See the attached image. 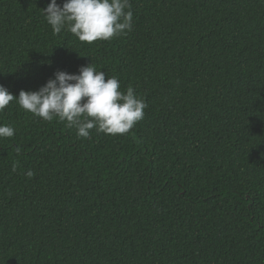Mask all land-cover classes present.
<instances>
[{
  "label": "trees",
  "instance_id": "trees-1",
  "mask_svg": "<svg viewBox=\"0 0 264 264\" xmlns=\"http://www.w3.org/2000/svg\"><path fill=\"white\" fill-rule=\"evenodd\" d=\"M48 3L0 0V85L92 62L147 107L87 139L0 112V264H264V0H130L132 30L92 44Z\"/></svg>",
  "mask_w": 264,
  "mask_h": 264
},
{
  "label": "clouds",
  "instance_id": "clouds-1",
  "mask_svg": "<svg viewBox=\"0 0 264 264\" xmlns=\"http://www.w3.org/2000/svg\"><path fill=\"white\" fill-rule=\"evenodd\" d=\"M41 10L53 34L66 31L87 44L126 35L133 27L130 0H63L62 4L49 0ZM120 88L117 77H108L90 62L77 73L58 70L38 90H20L18 96L0 85V112L15 101L35 117L75 129L79 138H90L93 129L98 134L124 135L143 119L147 104L131 87L126 92ZM14 134L12 126L0 124V139ZM16 152L20 153L19 146Z\"/></svg>",
  "mask_w": 264,
  "mask_h": 264
}]
</instances>
